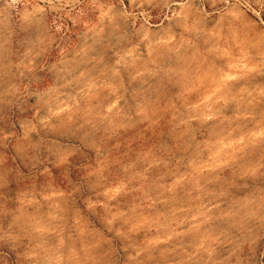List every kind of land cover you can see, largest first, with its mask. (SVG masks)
Masks as SVG:
<instances>
[{"label": "clouds", "instance_id": "9594fccd", "mask_svg": "<svg viewBox=\"0 0 264 264\" xmlns=\"http://www.w3.org/2000/svg\"><path fill=\"white\" fill-rule=\"evenodd\" d=\"M0 264H264V0H0Z\"/></svg>", "mask_w": 264, "mask_h": 264}]
</instances>
